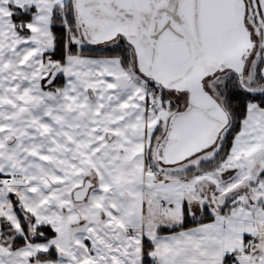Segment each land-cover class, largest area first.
I'll return each instance as SVG.
<instances>
[{
	"label": "snow or ice",
	"instance_id": "1",
	"mask_svg": "<svg viewBox=\"0 0 264 264\" xmlns=\"http://www.w3.org/2000/svg\"><path fill=\"white\" fill-rule=\"evenodd\" d=\"M0 264H264V0H0Z\"/></svg>",
	"mask_w": 264,
	"mask_h": 264
}]
</instances>
